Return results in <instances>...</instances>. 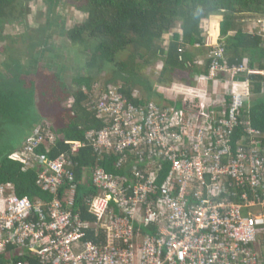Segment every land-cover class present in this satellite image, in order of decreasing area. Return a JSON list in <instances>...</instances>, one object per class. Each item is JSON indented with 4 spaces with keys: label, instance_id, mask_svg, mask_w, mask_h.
<instances>
[{
    "label": "built area",
    "instance_id": "2783aa9c",
    "mask_svg": "<svg viewBox=\"0 0 264 264\" xmlns=\"http://www.w3.org/2000/svg\"><path fill=\"white\" fill-rule=\"evenodd\" d=\"M215 63L233 77L246 69ZM244 104L235 92L227 114L206 126L152 101L134 105L109 85L95 104L106 123L90 131L93 167L76 175L64 154L36 163L11 155L24 171L43 165L36 178L49 198L32 200L0 184V255L9 264H34L33 258L49 264H264L252 247L264 235V147L230 144L240 129L250 139L259 134L249 119H240ZM69 144L72 153L87 145ZM112 152L123 175L99 164ZM126 173L133 177L128 184ZM89 182L97 191L89 203L91 221L74 209L79 186ZM233 182L248 187L241 198L261 212L244 215L243 206L222 200L221 183L232 188ZM88 231L101 239L90 240ZM240 253L247 258L241 261Z\"/></svg>",
    "mask_w": 264,
    "mask_h": 264
},
{
    "label": "trees",
    "instance_id": "16d2710c",
    "mask_svg": "<svg viewBox=\"0 0 264 264\" xmlns=\"http://www.w3.org/2000/svg\"><path fill=\"white\" fill-rule=\"evenodd\" d=\"M30 1L0 0V43L5 39V24L18 20L26 23L24 18L29 12ZM42 1L48 6L49 16L61 0ZM73 1L75 8L69 13L75 15L76 12L77 17L83 12L81 20L66 29L61 22L65 17L51 15L45 28L52 29L75 46L84 44L91 50L87 66L97 62L99 69L92 74L72 78V89L52 71L47 74L37 72V79L30 81L28 87L23 86L24 81L12 72L0 78V184H9L19 196L26 195L32 200L48 199L49 193L43 192L36 178L43 165L37 167L33 164L24 171V164L11 158L12 154L17 153L34 163L38 158L47 162L64 154L69 162L67 169L79 175L82 169L91 168L96 163L97 155L90 145V131H96L106 123L103 117H98L95 104L99 94L106 91L109 85L115 86L137 106L152 101L160 108L168 109L170 114L185 111L198 113L199 104H203L199 96H194L192 102L187 99L175 103L162 97L155 85L165 83L167 86L181 77L183 84L185 80V84L192 87L194 74L197 73L207 76L210 83L223 77L224 73L215 62L232 67L245 66L247 61L249 68L263 71L262 74H253L244 70L245 75L238 73L233 79L251 84L255 97L249 110L246 108L244 112H250L254 128L264 135V35L257 30L249 32L241 21L248 16L264 19V0ZM213 15H222L216 45L207 43L203 25V20ZM199 57L203 58L202 64L198 63ZM157 63H162V69L155 79L154 66ZM104 65L112 68L111 77L105 83L94 82ZM149 68H152L150 72ZM211 70L217 74L215 77H211ZM37 85L40 87L38 91ZM42 119L46 120L43 122ZM12 128L17 129L20 135L16 139H6L8 129ZM242 136L249 138L243 129L235 131L230 142L234 149L236 141ZM71 141H82L87 145L72 153ZM28 145L32 146L31 152L26 149ZM118 158L119 155L112 152L102 157L99 164L114 175H123L124 172L113 164ZM125 177L127 184L133 179L127 173ZM233 184L234 187L229 188L221 183L222 200L243 206L245 215L250 209L241 196L249 189ZM91 185L89 182L85 188L79 186L74 208H78L90 221L94 217L88 210L89 203L97 193ZM232 193L236 196H231ZM88 238L94 242L101 239L100 236L93 237L90 231ZM262 245L264 235L252 246L264 257V250L260 248ZM239 258L242 261L247 257L240 253ZM30 262L49 264L40 258H33ZM9 263L0 255V264Z\"/></svg>",
    "mask_w": 264,
    "mask_h": 264
},
{
    "label": "rangeland",
    "instance_id": "374dc122",
    "mask_svg": "<svg viewBox=\"0 0 264 264\" xmlns=\"http://www.w3.org/2000/svg\"><path fill=\"white\" fill-rule=\"evenodd\" d=\"M74 4L75 2L73 0H61L48 16L49 9L45 2L42 0H31L28 2L30 13L28 12L26 15V24H18L17 22H14L13 24L4 25V28L5 26L7 28H10V26L15 27V32L18 35H13L9 30L3 32L5 39L0 43V78H4L7 73L9 74V72H12L16 74L19 79L24 81L23 86L28 87L30 86V81H35L37 79V72L47 74L49 71H52L57 73L61 77L60 79L66 82L67 85L70 86V89H72V78L86 73L92 74L96 72V70L99 69L97 62L88 66L86 64L90 59L91 50L86 48L84 44L81 43L80 45L75 46L73 43H70L69 40L57 37V34L52 29L49 30L51 32L50 39L46 46L43 43V37L47 35L48 30L45 28L46 22L51 15H62L65 17V20H61V22L66 29L71 28L76 22H78L79 18L76 17L77 13L75 12V15L69 13L74 11ZM79 14L81 17L84 13L81 12ZM262 22L261 25L264 26V20H262ZM248 31L253 32V29L250 27ZM20 38L22 40L21 42H15V40L20 41ZM38 39L40 40L36 41ZM5 49L7 50L4 51ZM245 66L246 69L249 68L247 63ZM154 68L156 70L154 78L156 79L158 73L162 69V63H157ZM151 69L152 68H149L148 72H150ZM112 71L113 70L110 66L104 65L103 71H100L97 75V80H94V82L99 81V83H105L106 80L111 77V73H113ZM180 78L181 77L172 83H168L167 86L165 83L155 85L157 92L162 94V97L164 98H168L169 95L174 96L175 99L186 98V92L184 89L187 84H185V80L183 84V81H181ZM212 85L207 83V81L204 85L200 82L199 89H202L203 91L207 88V91L209 89L211 90V93H213V91L215 92L216 90V85L219 84ZM203 86H205V88H203ZM221 86L222 85H219L217 89L219 90ZM36 89L38 91L40 90V87L37 85ZM219 91L215 92L213 95H217L220 93ZM190 94L194 96L192 91ZM196 96H199L198 98L200 99H204V96L200 92L197 93ZM206 99L207 96L204 100L206 101ZM68 101L69 104L70 99H68ZM64 104H62L63 107ZM44 120L42 119L43 122ZM7 134L9 136L5 137L6 139H16L18 135H20L18 130L13 128L8 129Z\"/></svg>",
    "mask_w": 264,
    "mask_h": 264
},
{
    "label": "crops",
    "instance_id": "0c3cea01",
    "mask_svg": "<svg viewBox=\"0 0 264 264\" xmlns=\"http://www.w3.org/2000/svg\"><path fill=\"white\" fill-rule=\"evenodd\" d=\"M221 20H222V15H213L211 18H207V19L203 20L204 29L206 30V32L204 34L207 37V43L208 44H211L215 41H218L219 37H217L216 33H217V28L219 27V23ZM258 20L259 19H256L254 17L252 18L250 16L246 17L245 19L244 18L241 19V21L244 23V26L246 24L245 27H247L248 30L251 27L253 29V31L254 30H260L259 32L264 35V26L259 24ZM20 22L21 21H18L17 23L23 24ZM214 22H216V23H214ZM247 22H248V24H247ZM39 40L40 39H38L36 41H39ZM202 59L203 58L199 57V59H198L199 64H202L204 62ZM245 63H247V61H245ZM255 69H258V68H255ZM206 81H207V83L209 82L207 80V76H204L203 74L201 75V73L194 74L193 83H192V84H194V86L193 85H192V87L186 86L184 89L186 92V95H185L186 98L175 99L174 96L169 95L168 99L174 100L175 103L178 102V100L179 101H185L187 99H190V101L192 102L193 97L196 96V94L199 92L202 93V95L204 96V99L207 96L206 101L201 98V101H203V104H199V105H201V107H200L198 113L191 112V111H190V113L197 120L208 124L214 119V117L217 114H221V113L223 114L226 112L227 107H228V103H229V98L231 96L232 88H234V85H233L232 81L229 79L228 74L223 73V77L221 76L220 78H217V79L213 80L212 82H210V85H212V84L222 85L219 88L220 91L217 89L219 85H216L215 92L219 91L220 93H218L217 95H213L215 93L214 91H213V93H211V90H209V89H208V91L206 90L207 88H205L203 91H202V89L198 88L200 82L204 85V83ZM235 89L244 92V96H245V100H246V107L249 110V107H250V105L253 102L254 97H255L251 91L252 90L251 84L250 83L247 84L245 81L239 80V82L235 85ZM191 91H192V94L194 93V96H192L190 94ZM187 96H189V97H187ZM243 115H244V119H246V120L249 119V117H250V114H248V113L245 114V112ZM251 123L254 125L253 122H251ZM252 143L261 144L264 147V135H261L259 132V134H257L256 136H254L252 138ZM248 145L250 146V141L248 142ZM249 212L251 214H258L259 212H261V208L260 207H258V208L254 207V208H251L249 210ZM261 247L262 246H260V248Z\"/></svg>",
    "mask_w": 264,
    "mask_h": 264
},
{
    "label": "clouds",
    "instance_id": "9594fccd",
    "mask_svg": "<svg viewBox=\"0 0 264 264\" xmlns=\"http://www.w3.org/2000/svg\"><path fill=\"white\" fill-rule=\"evenodd\" d=\"M264 20V19H263ZM249 69H252V70H258L259 72L258 73H260V74H262L263 73V71L262 70H260V69H255V68H247V69H245V70H249ZM224 73H227L228 74V77H229V79L232 81V83H233V85H234V88H232V93H231V96H230V98H231V100H232V97H233V94L235 93V92H240V93H242L243 95H244V92H242V91H239V90H236L235 89V85L239 82L238 80H234L233 79V76H231L230 74H229V72H226V71H224ZM243 75H245V73H244V71L243 72H241ZM257 72H255V74H256ZM254 74V73H253ZM247 84H249V82L248 81H245ZM231 101H229V103H230ZM229 103H228V107H227V110H226V112L225 113H221V114H217L215 117H214V119L210 122V123H205L206 124V126H209L215 119H217L218 117H221V116H223V115H225V114H227V112L229 111ZM244 106L243 107H241L240 108V110H239V117H240V115H243L244 114V111H245V109L247 108L246 107V100H245V96H244ZM248 109V108H247ZM177 114H182V113H185V114H188V115H191V113H190V111H185V112H182V113H179V112H176ZM175 114V113H174ZM248 114H250V112L248 113ZM192 116V115H191ZM194 119H196V118H194ZM241 120H243L244 118H240ZM249 119H250V117H249ZM250 121H251V119H250ZM252 122V121H251ZM253 125V124H252ZM254 126V125H253ZM250 141V146H252V145H254V143H252V139H250V137L248 138V139H245L244 138V136H242L241 137V139H239V140H237L236 141V143H235V145L237 144V146H239V145H242V146H244V147H250L249 145H248V142Z\"/></svg>",
    "mask_w": 264,
    "mask_h": 264
},
{
    "label": "flooded vegetation",
    "instance_id": "af4514ba",
    "mask_svg": "<svg viewBox=\"0 0 264 264\" xmlns=\"http://www.w3.org/2000/svg\"><path fill=\"white\" fill-rule=\"evenodd\" d=\"M79 19L78 20H81V18H80V16H77ZM26 18V17H25ZM24 18V19H25ZM83 18V17H82ZM19 21V20H18ZM18 21H13V22H10V23H8V24H13L14 22H18ZM6 25V24H5ZM6 30H9V31H11L12 32V34L13 35H18L16 32H15V27H13V26H10V28H7L6 26H5V28H4V32L6 31ZM50 29H48L47 30V35L46 36H44L43 38V43H44V45L46 46V44H47V42H48V40L50 39V31H49ZM57 37H59V38H62L60 35H57ZM46 38V39H45ZM22 40H21V38H20V41L19 40H15V42H21Z\"/></svg>",
    "mask_w": 264,
    "mask_h": 264
}]
</instances>
